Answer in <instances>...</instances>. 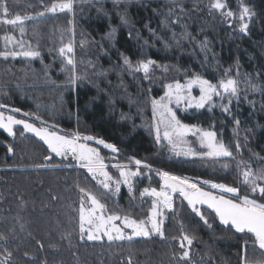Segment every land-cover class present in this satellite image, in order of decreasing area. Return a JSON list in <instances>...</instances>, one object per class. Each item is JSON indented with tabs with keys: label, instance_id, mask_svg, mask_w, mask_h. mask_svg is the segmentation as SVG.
<instances>
[{
	"label": "trees",
	"instance_id": "trees-1",
	"mask_svg": "<svg viewBox=\"0 0 264 264\" xmlns=\"http://www.w3.org/2000/svg\"><path fill=\"white\" fill-rule=\"evenodd\" d=\"M55 1L6 0L8 6L28 9V14L35 16L25 23L24 37L37 40L43 53L30 62L0 57V104L36 112L56 127L104 139L119 150L109 152L117 162L134 157L150 164V173L136 180L138 190L145 185L159 186L155 172L163 169L237 186L239 196L249 195L264 203L241 184L235 168L221 169L212 160L197 163L165 147L160 150L154 137L136 124L144 113V99L148 103L160 96L162 89H150L147 82H138L134 79L137 75L123 64L125 56L131 61L149 58L212 82L224 78L230 70L229 76L247 84L239 90L238 100L232 98L230 112L220 107L227 103L225 99L215 107L191 109L178 116L184 123L215 130L232 151L238 140L244 144L243 154L253 169L264 167L260 159L254 158V154L264 157V0H223L227 7L220 11L210 10L211 0H97L94 3H107L109 13L96 14L98 5L94 4L85 16L81 8L74 15L75 24L71 13L38 15ZM76 1L80 7L82 3L78 2L86 0ZM116 4L128 14L129 25L120 22L119 13L113 10ZM242 6L251 13L246 32L229 24L230 18L222 15V11L231 10L240 22ZM73 25L80 28V34L95 40L117 27L113 40L109 35L101 39L98 49L103 52L86 55L96 65V80L92 83L81 79L72 84V73L69 77L60 68L63 62L57 58L53 41L59 33H69ZM36 33L39 36L35 37ZM76 74H81L80 67H76ZM132 99L137 102L134 104ZM48 155L53 158L45 160ZM81 187L100 198L110 213L122 211L140 218L146 208L147 201L138 200L137 206L123 187L111 200L85 168L51 154L41 139L22 126H16L14 136L0 129V233L8 237L0 241V252L7 248L13 253L10 264H128L129 257L131 264H186L178 259L184 250L180 247L182 234L194 237L189 250L195 264H241L245 242L249 258H260L261 250L258 245L253 247L252 234L222 225L213 210L201 206L210 227L205 225L178 195L173 209L167 211L164 238L154 235L134 238L132 242L81 240ZM143 199L149 201L146 196Z\"/></svg>",
	"mask_w": 264,
	"mask_h": 264
},
{
	"label": "snow or ice",
	"instance_id": "snow-or-ice-1",
	"mask_svg": "<svg viewBox=\"0 0 264 264\" xmlns=\"http://www.w3.org/2000/svg\"><path fill=\"white\" fill-rule=\"evenodd\" d=\"M226 7L227 5L221 2V0H211L209 5L210 10H224ZM0 9H2V15L4 17L0 20V23L11 25L13 28L18 27L20 36L23 37L25 34V22L32 19V17L17 14L14 18H8L11 14L6 0H0ZM73 10L74 0H61L59 3H52L51 7H46L38 15L43 16L46 12L55 13L57 11L73 12ZM222 15L228 18H235L236 16L231 10H227L226 12L222 11ZM250 16L249 8L242 6L238 17L241 32L248 30V24L245 22V19L246 17L250 18ZM114 31L109 34L110 37L114 35ZM3 41L5 50L0 51V57L5 60L9 57L34 59L40 56L38 50L32 49L30 45L26 47L23 39L18 40L15 36L5 34ZM9 45H12V47L10 48ZM16 48L19 50H15ZM73 51L71 41L59 49L60 55L66 57V66L69 67L72 73L69 82L75 84L79 77L75 74V61L71 55ZM123 64L133 74L142 72L145 79L150 78L155 67H157L156 61L152 59L140 60L136 64H133L126 56L123 57ZM167 70L165 67V71ZM228 71L230 70L225 72V78L220 79L217 83H212L210 80L197 74L188 78L184 83H181L180 80H174L166 84L167 91H165L164 95L159 100L152 99L151 101L156 142L159 143L162 139L166 140L176 155L198 156L201 159L207 158L214 161L235 159L232 146L225 143L222 137H218L215 130H205L196 125L182 123L170 106L173 101L177 105L181 102H186L189 107L200 109L204 108L206 104H210L214 97H218L221 101L227 98V103H222L220 107L224 112H230L229 106L232 103V98L235 97L238 100L240 92L237 79L229 76ZM194 86L199 89V98L192 96ZM251 87L253 91L256 90L255 84H252ZM193 101H195L194 104ZM4 107L6 106L0 104V108ZM14 111L19 112L20 109H14ZM24 115L28 116L29 114L24 113ZM235 123L239 125L240 121L235 120ZM14 125H23V129L26 132L34 133L43 140L51 154L61 157L64 160H68L71 157L72 160L77 162L79 167L85 168L91 174L92 179L96 180L106 190H111L112 184H115V189L118 192L120 190V184L124 183L129 186V190L131 191L133 187L132 178L142 174L140 171L141 167L147 168L149 171L152 170L151 165L139 159L134 160L136 165L135 171L128 169L127 165L117 163L112 166L119 170V176L122 180H113V177L106 171L108 165L105 164L99 149L90 146L87 142L95 141L96 144L110 149L113 153H118L119 150L115 145L107 143L104 139L90 135H81L78 132L70 135H62L57 131L50 130L48 127H36L32 123L23 119H16L12 115L5 117L4 113L0 112V129H4L9 135L14 136ZM189 134L196 138L199 147L203 151H197L191 146L183 147L189 144L186 140ZM177 148L180 150L177 151ZM235 148L237 151L240 150L241 145L239 142L235 144ZM8 150L12 152L11 147ZM52 158V155L44 157L45 160H51ZM254 158H258L264 163V157H257L254 154ZM221 166L225 169L230 167L228 163H223ZM37 167H46V165H37ZM236 168L239 171L241 184L249 190L253 197L258 196L260 199H264V167L254 170L250 162L241 159L237 162ZM158 175L163 181L161 188L157 190L156 188L145 187L140 193L141 197L148 196L153 198L149 214L144 219L132 218L129 215L121 216L117 213L106 215V205L101 202L100 198L81 187L80 192L83 193V196L81 197L78 210L80 239L84 240L86 236L88 241H95L101 240L106 236L109 242L116 240L132 242L136 237L149 238L152 235H158L164 238V220L162 217L164 216L165 210L173 209V196L178 194L187 201L192 212L199 216L205 225L210 227L207 217L197 207L198 205H207L209 209H212L222 225L226 227L230 226L238 233L252 234L254 237L253 247L258 245L259 250H261L260 258H249L247 242H245V252L241 264H264V203H259L256 198H250L249 195L241 197L239 196V188L224 183L203 181V184L210 185L212 189H218L222 193L217 195L212 191H206L199 183L191 182L187 177L173 175L167 171H159ZM223 193L232 194L233 198H226ZM53 199H56V197L53 196ZM117 221H120V223L118 224ZM21 228H23V225H21ZM126 229H130V233L126 232ZM7 239L8 237L4 233H0V241H7ZM193 240L194 237L187 234H182L180 239V247L184 250L178 259L186 262V264H195L191 259L189 250L193 244ZM185 241L187 242L188 248L185 247ZM40 247H43V245L41 244ZM0 256L3 257L0 259V264H10L13 253L7 248H4L0 252ZM128 264H131V257L128 259Z\"/></svg>",
	"mask_w": 264,
	"mask_h": 264
},
{
	"label": "rangeland",
	"instance_id": "rangeland-1",
	"mask_svg": "<svg viewBox=\"0 0 264 264\" xmlns=\"http://www.w3.org/2000/svg\"><path fill=\"white\" fill-rule=\"evenodd\" d=\"M95 1L97 0H86V1H79L78 3H82V4H79L80 7L76 6V0H74V10L73 12H55V13H58V14H63V15H66L68 13H71L72 15V19H73V24L74 23V15L75 13H78L76 12L77 10H80L81 8H84L85 10H83L81 12L82 15L85 14V16H87V13H90L91 9L94 8V4H97V3H94ZM116 1H119V0H116ZM223 0H221L222 2ZM61 2V0H57L53 3H59ZM85 2V3H83ZM103 3H100V4H97L98 6H96V11L97 13L96 14H104V15H107L109 13V10H108V7H106V4L105 1H102ZM77 3V4H78ZM89 3V4H88ZM9 7V12H10V16L8 18H14L15 15L19 14L21 16H31V17H35V16H32L31 14H28V9H22L20 7H17L16 5L12 4L11 6H8ZM47 7H51V6H47ZM113 10L117 13H119V19H120V22L123 24V25H129V17H128V14L125 12V11H122L120 9V6L119 4H116L113 8ZM220 11V10H219ZM49 13V12H46L45 15ZM51 13V12H50ZM44 16V15H43ZM4 17L2 15V9H0V20H2ZM228 18V17H227ZM249 19L247 17V19H245V22L248 24L249 23ZM27 22V21H26ZM25 22V23H26ZM229 24H233L238 30H240V22H238V20H235V18H230V20L228 21ZM113 30H117V27H112L110 28V30L105 33L104 35H101V37L99 39H92V38H88L87 36L83 35V34H80V28H76L74 25L69 29V33H67L65 36L62 35L61 33H59V36L56 41H53V46L56 45L55 47V51L57 52V58L60 59L61 62H63V64H61V67L62 70L64 71V73H67V76L70 77L71 75V72L69 70V67L66 66V57L64 56H61L60 53H59V49L60 47H62L64 44L68 43L69 41L72 42V45H73V53L71 54L73 56V59L75 61V74H76V67H80V71H81V74L78 76L76 74L77 77H79L77 80H81V79H84V81H87V80H91L90 82L92 83L94 80H96V65L94 63V61L92 60L91 58V61L88 60L90 59V56H86L88 54H90L91 52H95V54L99 53L100 51L103 52V50H99L98 47L101 45V43H103V40H106L107 36L113 32ZM115 31H114V35L112 37L109 36V38L111 40H113L116 36H115ZM26 33V32H25ZM7 34V35H12V36H15L18 40L19 39H23L24 43H25V46L27 47L28 45L31 46L32 49L34 50H38L40 52V48H39V43L37 42H33V41H30L29 39L26 38L25 40V37H21L20 36V33H19V28L16 27V28H13V26L11 25H4L3 23H0V51H4L5 50V47H4V41H3V36ZM39 34V33H38ZM37 33L35 34V37L36 36H39ZM57 37V35H56ZM39 41V40H38ZM9 47L11 48L12 45H9ZM15 50H19L18 48H16ZM54 48L52 49V53H54ZM43 52H40V55H42ZM40 57V56H39ZM12 62L13 60H17V59H21L23 61H26V62H30L36 58H25V57H17V58H12V57H9ZM149 58H144V59H141V60H147ZM153 60V59H152ZM140 61V60H139ZM133 64H136L138 61H131ZM157 64V67H155L153 73L150 75V78L148 79H145L143 77V73L142 72H138V73H132L131 71H129L130 73H132L134 76L137 75L136 78L134 79H137V81L139 82L140 80H143L145 82H147V84L149 85L150 89L152 87H161L162 89V94L158 97H153L151 98L148 103L145 101L146 99H144V102L142 103V106H143V112L141 114V116L139 115L140 117V121H139V124H136L137 126L139 127H142L144 128L147 133L151 136L154 137L155 139V131H154V127H153V124H154V121H153V111H152V99H157L159 100V98L161 96L164 95L165 91H167L165 85L168 84V83H171L173 82L174 80H180L181 83H184L186 82V80L188 78H190L191 76H194V75H197V74H194V73H188V71H181V70H178L174 65L172 64H160L158 62H156ZM88 65V66H86ZM88 67V68H87ZM165 67L168 69L167 71H165ZM127 68V66H126ZM99 69H97L98 71ZM108 71H111L112 69L109 68L107 69ZM83 76V77H82ZM69 77H66V78H69ZM205 78V77H203ZM225 78V77H224ZM207 79V78H205ZM237 79V78H235ZM209 80V79H208ZM68 80H66L67 82ZM142 81V82H143ZM211 81V80H210ZM219 81V80H218ZM218 81L216 82H212V83H217ZM77 82V81H76ZM237 82H238V89H242L244 88L245 86H247L246 83L244 82H241L237 79ZM76 85V83H75ZM118 87L121 91V85L118 83ZM242 91V90H241ZM63 92V90H62ZM192 96L196 97V98H199L200 96V92H199V89L198 87H193L192 89ZM227 99V98H226ZM134 104L137 102L136 99H132L131 100ZM222 101L218 98V97H214L213 98V101L210 103V104H206L204 108H200V109H205V108H212V107H215L217 106L218 104H220ZM195 103V101H193V104ZM6 107L4 108H0V112H3L5 117H7L8 115H12L14 116L16 119H23V120H26L27 122L29 123H32L34 124L36 127H48L50 130H53V131H57L59 134H72L76 131H68V130H65L63 128H59L58 126L56 127H53L54 125L52 124H49L47 121H44L43 119H41V117L39 115L33 112H28V111H23L20 109L19 112H16L14 111V109H19L17 107H12V106H7L5 105ZM172 108H173V111H175L176 113V116L177 118L180 120L178 114L179 112H187L191 109H197L195 107H189L188 104L186 102H181L179 105H177L175 103V101H173V103L170 105ZM145 112H147V114H145ZM24 113H28L29 115L28 116H25ZM136 117H138V114L135 115ZM37 117H39V119H37ZM42 121L44 122L42 124ZM181 121V120H180ZM182 122V121H181ZM184 123V122H182ZM184 124H188V123H184ZM188 125H193V124H188ZM17 125H14L13 126V131L15 132V128H16ZM23 127V125H20ZM199 127V126H198ZM202 128V127H201ZM205 130H211V129H207V128H203ZM6 131V130H5ZM7 132V131H6ZM31 133V132H30ZM8 134V133H7ZM31 134H34V133H31ZM35 135V134H34ZM12 136V135H11ZM39 138V137H38ZM40 139V138H39ZM156 140V139H155ZM186 140L189 142L188 145H185L183 147H188V146H191L192 148H194L195 150L197 151H203V149H201L199 147V144H198V141L196 140V138L194 136H192L191 134H189L187 137H186ZM43 141V140H42ZM83 142V141H82ZM239 142L238 140L236 141V143ZM90 146L92 147H96L99 149L100 151V155L104 158V162L106 165H108V167L106 168V171H108V173L113 177V180H122V178L119 176V170L115 167H113L112 165L114 164H117L119 163L120 165H127V168L128 169H131L132 171H135L136 170V165L134 163V160L136 158L132 157L130 158L129 160H127V162H117L114 160L113 156H110L111 154H109V152L112 153V151L110 149H106L104 148L102 145H98L95 143V141H88L87 142ZM234 143V146H233V151H234V148H235V144ZM240 145H241V148L239 151L235 152L234 156H235V159L233 160H228V159H224V160H220V161H214L212 159H201L200 157L196 156V157H193V156H185V155H177L178 157H183L184 159H187V160H197L196 162L197 163H202V161H209V160H212L215 164L218 165V168H221V169H225L223 168L221 165L223 163H228L230 165L229 168L227 169H231V168H235L238 171V169L236 168V164L238 161H240L238 159L239 156H241V159H243L244 161H246V156L245 154H243V151H244V144L239 142ZM158 144V148L161 150V147H162V150L163 147H165V149H169V151L173 154H175V152L172 150V147L171 145L168 144V142L166 140H161ZM180 149L177 148V151H179ZM176 155V154H175ZM68 162H76L75 160H72L71 157H69V159L67 160ZM145 163V162H144ZM77 164V162H76ZM148 164V163H147ZM150 165V164H149ZM153 167V166H151ZM144 168L141 167L140 171H141V175L138 176V177H134L132 178V190L130 191L129 190V186L127 184H124V183H121L120 184V190L117 192L116 189H115V184H112L111 186V190H106V192L109 194L110 196V199L113 200L114 198H116L118 195H119V192L121 191L122 187L125 188L127 190V192L129 193V199L130 201L134 204H136L137 206H140L137 201L138 200H141L143 202L147 201V204H146V208L145 210H143L141 212V215L142 217L140 218H136V219H144L148 216L149 214V211L151 209V205H152V197H148L149 201L148 200H145L143 199L144 197H141L140 196V193L143 191V189L145 187H148V188H156L157 190H159L163 184V181L161 179V177L158 175V172L159 171H167V170H163V169H160L158 170V172H155L159 179H160V183H158L157 185L159 186H143L142 189L138 190V185L136 183V180L137 178H140L142 177L145 173H150L149 170H147L146 172L143 170ZM127 170V169H126ZM169 172V171H167ZM170 174H173V175H178V176H181V177H187L189 178V180L191 182H197L199 183V185L201 187H203L206 191H212V192H215V193H218V194H222L220 193V191L218 189H211L210 185H205L203 184V181H210L208 179H204V178H199V177H194V176H191V175H181V174H178V173H174V172H169ZM102 179V178H101ZM211 182H214V183H221V182H215V181H211ZM225 184V183H224ZM229 186H234V185H231V184H227ZM102 187V186H101ZM234 187H237V186H234ZM238 188V187H237ZM239 194H240V191H239ZM175 195H178V194H175ZM175 195L173 196V207H174V197ZM223 195L226 196V198H233L232 194H228V193H223ZM83 196V194H82ZM81 196V197H82ZM179 196V195H178ZM148 202H149V206H148ZM201 206H204V207H207V205H198L197 207H201ZM149 207V208H148ZM148 208V209H147ZM208 208V207H207ZM201 210V208H200ZM212 210V209H211ZM167 211L168 210H165L164 211V216L162 217L163 220H164V223L166 221V215H167ZM202 211V210H201ZM106 215L107 214H111L108 209H107V212L105 213ZM117 214L121 215V216H124V215H127L125 214V212H117ZM143 215H146V216H143ZM130 216V215H129ZM132 217V216H131ZM134 218V217H132ZM117 223L119 224L120 221H117ZM164 227V226H163ZM126 232H129L130 233V229H126L125 230ZM154 236V235H152ZM86 238V236H85ZM138 238V237H136ZM87 239V238H86ZM101 240H108L107 237H103ZM185 247L188 248L187 246V242L185 241Z\"/></svg>",
	"mask_w": 264,
	"mask_h": 264
},
{
	"label": "crops",
	"instance_id": "crops-1",
	"mask_svg": "<svg viewBox=\"0 0 264 264\" xmlns=\"http://www.w3.org/2000/svg\"><path fill=\"white\" fill-rule=\"evenodd\" d=\"M213 193L219 195L218 193H215V192H213Z\"/></svg>",
	"mask_w": 264,
	"mask_h": 264
}]
</instances>
